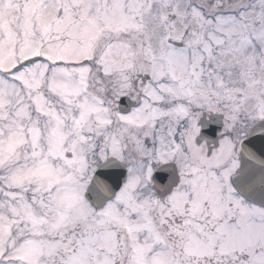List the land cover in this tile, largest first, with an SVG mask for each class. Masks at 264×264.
<instances>
[{
  "label": "snow or ice",
  "instance_id": "snow-or-ice-1",
  "mask_svg": "<svg viewBox=\"0 0 264 264\" xmlns=\"http://www.w3.org/2000/svg\"><path fill=\"white\" fill-rule=\"evenodd\" d=\"M0 264H264V0H0Z\"/></svg>",
  "mask_w": 264,
  "mask_h": 264
}]
</instances>
